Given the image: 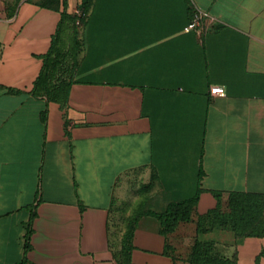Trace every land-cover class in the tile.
Wrapping results in <instances>:
<instances>
[{
    "label": "crops",
    "instance_id": "crops-1",
    "mask_svg": "<svg viewBox=\"0 0 264 264\" xmlns=\"http://www.w3.org/2000/svg\"><path fill=\"white\" fill-rule=\"evenodd\" d=\"M39 1L0 19V264H122L117 212L198 194L204 214L212 193L264 195V0H60L73 36L63 101L31 94L61 21ZM137 217L130 264H177V232ZM263 252L248 237L230 258L264 264Z\"/></svg>",
    "mask_w": 264,
    "mask_h": 264
},
{
    "label": "trees",
    "instance_id": "trees-1",
    "mask_svg": "<svg viewBox=\"0 0 264 264\" xmlns=\"http://www.w3.org/2000/svg\"><path fill=\"white\" fill-rule=\"evenodd\" d=\"M18 4V3H17ZM37 4L42 8H48L60 12L61 21L57 27V32L51 41L49 51L43 55V66L38 78L34 82L31 91L33 96H46L48 101H63L67 87L70 81L62 90L61 86L50 84V70L54 58L52 57L61 37L67 33L64 20L67 15L64 10V1L60 0H41ZM9 13L6 17L10 18L16 9ZM7 93H17L10 89ZM216 201L214 208L208 210L204 214H197L195 206L198 200V194L189 198L182 199L180 202L169 204L165 211L156 214L152 212L134 213L128 220L126 231L123 234L121 255L122 264H130L131 238L137 220V216L142 214L154 217L160 223V233L163 236L173 233L180 223H189L192 216H196L195 232L196 238L191 248L190 259L188 264H233L231 258L219 256L212 253L211 244L202 242L199 236L206 235L214 229L230 230L238 242L244 238L264 237V195L237 193L232 192L226 195L222 193H212ZM29 225L25 235V250L28 249ZM165 254L173 256L171 246L165 244ZM264 254V252L262 253Z\"/></svg>",
    "mask_w": 264,
    "mask_h": 264
},
{
    "label": "rangeland",
    "instance_id": "rangeland-1",
    "mask_svg": "<svg viewBox=\"0 0 264 264\" xmlns=\"http://www.w3.org/2000/svg\"><path fill=\"white\" fill-rule=\"evenodd\" d=\"M19 0H0V19L6 17L11 13ZM66 33L61 37V41L58 44L57 49L53 54L54 61L50 70V84L54 86H61L62 90L73 78V58H72V46L73 40L72 35ZM125 177V176H124ZM122 181H125L122 179ZM134 214V213H133ZM132 217V213L128 212H117L112 217L113 233L116 238H120L126 231V221ZM189 223L178 224L176 236V252L175 259L177 264H188L190 259L191 248L196 238L195 232V221L196 216L191 217ZM202 242L210 243L212 253L219 256L230 258L236 243L237 238L230 230H219L214 229L212 232L199 236Z\"/></svg>",
    "mask_w": 264,
    "mask_h": 264
},
{
    "label": "built area",
    "instance_id": "built-area-1",
    "mask_svg": "<svg viewBox=\"0 0 264 264\" xmlns=\"http://www.w3.org/2000/svg\"><path fill=\"white\" fill-rule=\"evenodd\" d=\"M199 16L194 17L191 22L185 28V31H191L198 27L199 25ZM209 94L214 97H223L225 95L224 89L220 86H212L209 88Z\"/></svg>",
    "mask_w": 264,
    "mask_h": 264
}]
</instances>
